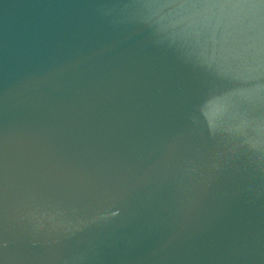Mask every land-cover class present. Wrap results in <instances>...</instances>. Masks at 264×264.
<instances>
[{
  "label": "water",
  "instance_id": "water-1",
  "mask_svg": "<svg viewBox=\"0 0 264 264\" xmlns=\"http://www.w3.org/2000/svg\"><path fill=\"white\" fill-rule=\"evenodd\" d=\"M0 264H264V0H0Z\"/></svg>",
  "mask_w": 264,
  "mask_h": 264
}]
</instances>
